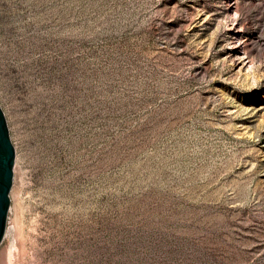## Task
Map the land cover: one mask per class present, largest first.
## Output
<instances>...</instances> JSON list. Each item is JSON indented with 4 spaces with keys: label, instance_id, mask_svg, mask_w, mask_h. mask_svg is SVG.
<instances>
[{
    "label": "rangeland",
    "instance_id": "374dc122",
    "mask_svg": "<svg viewBox=\"0 0 264 264\" xmlns=\"http://www.w3.org/2000/svg\"><path fill=\"white\" fill-rule=\"evenodd\" d=\"M0 107V259L264 264V0H0Z\"/></svg>",
    "mask_w": 264,
    "mask_h": 264
},
{
    "label": "water",
    "instance_id": "95a60500",
    "mask_svg": "<svg viewBox=\"0 0 264 264\" xmlns=\"http://www.w3.org/2000/svg\"><path fill=\"white\" fill-rule=\"evenodd\" d=\"M15 149L11 142L4 112L0 107V243L2 242L10 207Z\"/></svg>",
    "mask_w": 264,
    "mask_h": 264
},
{
    "label": "bare ground",
    "instance_id": "6f19581e",
    "mask_svg": "<svg viewBox=\"0 0 264 264\" xmlns=\"http://www.w3.org/2000/svg\"><path fill=\"white\" fill-rule=\"evenodd\" d=\"M15 164V162H14ZM14 168V167H13ZM16 172V171H15ZM17 208V207H16ZM20 208V207H18ZM17 216V214H16ZM17 219V218H16ZM18 221V220H17ZM13 222V221H12ZM16 222V221H15ZM14 222V223H15ZM17 223V222H16ZM15 223V224H16ZM14 224V225H15ZM18 226V225H17ZM17 226H12V230L14 231V240H12L10 242V244H8L7 248L5 251H3L1 253V259H0V264H19L16 259L17 255H19V252L21 253V249L19 250V252L17 251L16 245H17V241L16 238L18 237L19 233L16 234L18 231L15 229V227ZM19 228V227H18ZM17 231V232H16ZM20 232V230H19ZM17 236V237H16Z\"/></svg>",
    "mask_w": 264,
    "mask_h": 264
}]
</instances>
